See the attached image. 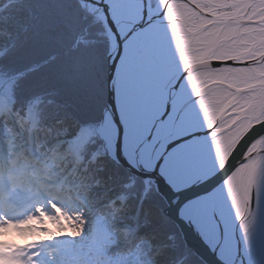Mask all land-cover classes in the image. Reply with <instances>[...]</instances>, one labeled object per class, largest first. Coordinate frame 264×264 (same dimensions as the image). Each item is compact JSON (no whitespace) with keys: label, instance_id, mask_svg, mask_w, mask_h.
Segmentation results:
<instances>
[{"label":"snow or ice","instance_id":"6c2138e0","mask_svg":"<svg viewBox=\"0 0 264 264\" xmlns=\"http://www.w3.org/2000/svg\"><path fill=\"white\" fill-rule=\"evenodd\" d=\"M126 2L102 0L103 20L112 34ZM156 7L151 15L142 9L136 25L142 33L144 90L134 94L127 84L110 77L113 87L95 122L94 135L104 143L115 125L119 161L125 147L122 138L134 134L141 111L163 97L158 119L169 134L156 141L163 152L151 167H139L145 172L158 168L173 191L203 186L219 174L222 179L215 188L184 204L182 218L197 230L215 264H264V0H157ZM133 34L129 31L125 39ZM138 151L134 148L132 154ZM42 152L15 137L0 140V228L10 223L43 225L45 220L58 224L62 219L71 225L68 235L0 246V261L130 264L131 254L108 218L90 219L66 199L62 182L54 179L56 165ZM218 152L226 153L223 163L217 160ZM124 158L128 167L136 169ZM169 172L185 176L187 182L174 186ZM144 192L146 197L148 189ZM230 216L234 223L229 222ZM211 222L216 225L214 233ZM34 230L48 231L46 227ZM182 250L196 255L187 245ZM171 251L162 246L146 264H170ZM198 260L207 264L203 257Z\"/></svg>","mask_w":264,"mask_h":264},{"label":"trees","instance_id":"16d2710c","mask_svg":"<svg viewBox=\"0 0 264 264\" xmlns=\"http://www.w3.org/2000/svg\"><path fill=\"white\" fill-rule=\"evenodd\" d=\"M78 35L93 40L71 47ZM107 44L104 27L77 0H0V76L23 71L10 81L12 102L8 111L0 114V140L6 139L7 133L27 142L22 118L27 102L39 96L40 101L34 104L37 124L30 147L43 149L42 155L47 153L46 159L58 169L54 177L63 175L65 198L79 205L90 219L107 217L121 242L124 237L118 226L124 222L133 225L134 232L123 243L131 254L130 264H146L164 245L172 250L170 264H200L198 255L184 254L177 224L161 211L166 206L163 196L150 181L131 174L107 155L94 156L93 150L100 143L95 135L79 150L84 167L67 172L70 163L66 158L60 163L50 158L64 152L62 143L54 141L56 136L73 135L77 125L96 124L107 95ZM49 131L52 136H48ZM82 190L86 191V202L74 195ZM115 194L122 197L121 207H129L127 211L108 202ZM136 203L139 205L133 219L126 214ZM47 222L48 231H35V238L44 241L58 234L68 235L70 224L63 220L58 224ZM153 242L161 244L152 248Z\"/></svg>","mask_w":264,"mask_h":264},{"label":"bare ground","instance_id":"6f19581e","mask_svg":"<svg viewBox=\"0 0 264 264\" xmlns=\"http://www.w3.org/2000/svg\"><path fill=\"white\" fill-rule=\"evenodd\" d=\"M155 2V5L151 6L150 0L148 4L141 3V0H127L126 3H129V7L132 8V12L130 11L131 14L129 13L130 15L127 16L126 19L117 18L116 21V32L121 37L122 43L119 47L120 50L118 55L114 57L117 63L113 76H115L116 79L119 80L122 84H127L130 90L137 95L142 94L145 86L143 81V46L139 41V37L142 35V33L140 29L136 27V25L141 19L142 9L146 10L150 15L157 10V0ZM82 5H84V8L86 10L90 12L93 11L98 14H100V11L103 8L101 4L87 0L83 1ZM131 30H134V34L125 39V37L128 36V32ZM111 39V41H113V37H111ZM188 66L189 61L185 60L184 67L187 68ZM193 79L194 77L192 73H189V80ZM9 88L10 82L8 80L5 81V79L1 78L0 95H3L4 93L7 94ZM163 103V97H158L154 101L150 102L141 111L139 117L137 118L135 133L130 134L128 137L122 138L125 147L124 153H121L120 157H122L123 159L124 156H127V159L131 162V164L137 166L136 168L143 170V167H139V165L141 164H144L146 167H151L158 155L162 154L163 152L162 146L156 144V141L158 139H162L164 136L169 134V129L165 124L160 123L158 119L160 115L159 112L163 109ZM153 124H155V127H153ZM247 127H250V124L240 128L236 133L235 138L238 139L239 136L243 135V133L247 130ZM149 135H151L152 137L151 140L147 139ZM133 137L135 139L134 143L132 142ZM115 143V132L111 130V133L106 141V145L109 149L107 153L108 158L113 159L114 155L116 156V149L114 148ZM134 148L139 149L138 153L135 155L132 154ZM153 148H155V151H153ZM224 159H226V153L224 155H220V153L218 152V162L223 163ZM124 160L128 162L125 158ZM149 173L153 175L155 179H158V182L161 185L162 189L166 191V193H168L171 201L173 202L172 212L184 224L186 233L190 236V238L193 239L194 244H196V246L201 250L202 254H206L207 256H209V258L215 261L214 255L208 251L207 246L204 245L203 241L200 238V235L197 233V230L193 227L192 224L188 223L184 218H182L181 209L187 201L198 197L203 191L215 188L216 185L220 183L222 177L217 174L213 177L212 180L208 181L207 184L203 186H194L183 191H173V188L169 186V183L165 180V178L160 175L158 168L155 171ZM168 177L169 182L173 183L174 186H184V184L187 182V178L185 176L173 172H169ZM221 222L223 223V221ZM229 222L234 223V217L230 216ZM209 227L211 228L212 233H214L216 228L215 222H211ZM2 232L3 231L0 229V246L8 245L9 247H11L9 245L8 238L4 234H2ZM211 239L212 242H215L214 235H212ZM25 243H27V241L19 243L17 245H23ZM0 264H10V262L5 260L0 261Z\"/></svg>","mask_w":264,"mask_h":264},{"label":"rangeland","instance_id":"374dc122","mask_svg":"<svg viewBox=\"0 0 264 264\" xmlns=\"http://www.w3.org/2000/svg\"><path fill=\"white\" fill-rule=\"evenodd\" d=\"M78 1V0H77ZM156 0H150V2H151V6H153V5H155V2ZM79 3V2H78ZM80 5V4H79ZM82 6V5H81ZM83 7V6H82ZM84 8V7H83ZM128 8V9H127ZM84 10H85V12L87 13V14H89V15H91V16H93L95 19H97L99 22H100V25L102 26V27H104V30H105V34H106V37H107V39H108V44H107V48H108V45H109V41H110V38H109V36H108V34H109V31H108V28H107V26H106V24H105V22H104V20H103V15L101 16L100 14H98V13H95V12H90V11H88V10H86L85 8H84ZM132 12V8L131 7H129V3H125L123 6H122V11L119 13V15H118V17L117 18H124V19H126V17L127 16H129L130 14H131V12ZM130 13V14H129ZM88 38H89V40H88ZM91 40H93V38H90V37H86V36H82V38L78 35L77 37H75L74 38V41H73V43H72V45H71V47L72 46H75L76 45V43L77 42H83V43H86L87 41H91ZM109 49V48H108ZM108 49H107V51H108ZM107 51H106V54H107ZM107 75V74H106ZM1 77H3V76H0V81H1ZM96 125V124H95ZM93 123H90V124H88V125H81L80 126V128L81 129H79L80 130V136L79 137H76V132H75V136H73V137H67L65 140H61V139H55V142L56 143H64L65 145L69 142V141H73V140H75L76 142H78V144H79V147L82 145V144H84L86 141H87V139H88V136L89 135H94V133H95V128H96V126H95ZM27 133H28V130H27ZM91 135V136H92ZM97 138H99V137H97ZM100 139V138H99ZM100 145H99V147L96 149V150H94L93 151V153L96 155H101L102 154V152L103 151H105V153L107 154L108 153V151H106V149H104L103 147H102V143L100 142L99 143ZM65 147V146H64ZM65 150H67V147L66 148H64ZM68 153H69V151H68ZM108 155V154H107ZM67 159L68 160H70V161H72V162H75V163H77L78 161V159H77V153H74L73 151H70V153L68 154V157H67ZM142 179V178H141ZM143 180H145L146 181V179H143ZM146 187H148L147 186V184H146ZM84 199V198H83ZM127 209H129V207H123L122 208V210L123 211H127ZM133 210V209H132ZM135 213V210L134 211H132L130 214H128V215H135L134 214ZM45 222V221H44ZM9 225H12V226H9ZM8 226H6V227H4V228H0L3 232H2V234H4L7 238H8V241H10L9 243L11 244L10 246H12V245H17V244H19V243H22V242H25V241H27V243H29V242H33V241H35V242H40V240H38L37 238H34L32 235H33V233H35V230L33 229V227H35V224L33 223V222H29L28 224H19V225H13V224H9ZM12 228V233H7V228ZM133 225H130L129 223H126V222H124V223H122V224H120V226H118V230H119V233L124 237V240L122 241V243H124L125 242V240L127 239V238H129L130 236H129V233L133 230ZM26 232H28L27 234H26ZM1 234V235H2ZM158 236V235H157ZM149 237V239H151V237H152V235H149L148 236ZM160 242H153V245H152V248L153 247H158V245L160 246Z\"/></svg>","mask_w":264,"mask_h":264},{"label":"water","instance_id":"95a60500","mask_svg":"<svg viewBox=\"0 0 264 264\" xmlns=\"http://www.w3.org/2000/svg\"><path fill=\"white\" fill-rule=\"evenodd\" d=\"M83 1H85V0H78L80 5H82ZM87 1H91V2H94V3L101 4V6L104 7L103 3H102V0H87ZM82 6L84 7V5H82ZM100 15L101 16L103 15L102 10L100 11ZM105 24H106V22H105ZM106 26H107V24H106ZM108 31H109L108 36L110 38V41H109V45H108L109 49H108L107 54H106V59H107L106 93H107V95H106V99H105L104 104H106L107 99H108V90L113 87V85L111 83V80H110V77H113V75L115 73V66H116L117 62L115 61L114 57H116L118 55L119 50H120L119 47H120V45L122 43L121 42L122 39L117 34V32H116V34H112L110 30H108ZM110 36L113 37V41H111L112 39H111ZM118 38H119V42H118ZM18 74H19V72L17 74H14L13 76H10L9 78L17 76ZM162 112H163V109L159 112V114H161ZM114 126L115 125H112V130L115 132V127ZM151 128H152V126H151ZM102 144H103L102 147L104 149H106V151H109V149H108V147L106 145V141L104 143H102ZM121 153H119V155H118L119 161L117 160L115 155H114V157L112 156L113 159L118 164L122 165L125 169L129 170L132 174L137 175V176L141 177L142 179L150 180L152 182L153 186H154L155 191L157 190L163 196L164 200L166 201V206L161 211L164 214H166L167 216H169L174 221V223L177 224L179 232H180V234H181V236L183 238L184 244L187 245L188 247H190L191 250L193 252H195L196 255H198V257H203L207 261V264H215V261H213L211 258H209V256H207L206 254H202L201 250L196 246V244H194L193 239L190 238V236L186 233L184 224L172 212L173 202L171 201V198L169 197L168 193H166V191H164L162 189L161 185L158 182V179H155V177L153 175H151L149 172H145L144 169L143 170L139 169V168L133 169V168L128 167V162H126L124 160V158L122 159V157H120Z\"/></svg>","mask_w":264,"mask_h":264}]
</instances>
